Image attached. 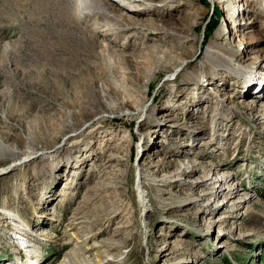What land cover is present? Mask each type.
Wrapping results in <instances>:
<instances>
[{
	"label": "rangeland",
	"instance_id": "rangeland-1",
	"mask_svg": "<svg viewBox=\"0 0 264 264\" xmlns=\"http://www.w3.org/2000/svg\"><path fill=\"white\" fill-rule=\"evenodd\" d=\"M129 1L0 0V264H264V0Z\"/></svg>",
	"mask_w": 264,
	"mask_h": 264
},
{
	"label": "bare ground",
	"instance_id": "bare-ground-1",
	"mask_svg": "<svg viewBox=\"0 0 264 264\" xmlns=\"http://www.w3.org/2000/svg\"><path fill=\"white\" fill-rule=\"evenodd\" d=\"M122 1H125V2H127V1H129V0H122ZM135 0H131V1H129L128 3H130V2H134ZM224 1H226V0H218V2H224ZM70 2V1H69ZM74 2H75V4L73 5V9H78V8H83V7H90L91 8V12L92 13H96L97 15H99V16H105V12H104V10H103V7L104 6H108V4L105 2V0H74ZM126 4V3H125ZM228 7H230V9L229 10H231L232 11V13H231V11L228 13V15H229V17L231 18V16L233 17V15H235L236 16V14H234L235 12L237 13L238 12V10H234L235 8L232 6L231 7V5H228ZM109 8H110V11H109V25L110 26H116L117 27V29H119V30H123L125 33H126V31L127 30H130L131 29V25H135V28H139L140 26H142V28H146V29H148V30H153V31H155L156 33H163V31H165L164 30V28H163V26L162 25H157V24H155V19H153V18H149V19H147L146 21H144V22H141V21H139V20H137V19H132V18H130L129 16H126V15H124L123 13H120V12H118V11H116V10H114L111 6H109ZM232 8V9H231ZM88 10V9H87ZM238 14V13H237ZM160 19H157L156 21H159ZM225 20H228V18L226 17L225 18ZM161 22H162V24L164 25V26H167V21L166 20H163V19H161ZM206 25V24H205ZM204 28H205V26L203 27V31H204ZM165 29H166V27H165ZM123 32V33H124ZM237 32V31H236ZM220 49H222L221 47H220ZM220 49L218 48V47H216V51L217 52H214L213 54L214 55H216V56H218V55H222L221 54V52H219L220 51ZM156 49H154V48H151L150 50H148V51H150V52H153V51H155ZM147 51V52H148ZM213 56V55H212ZM229 61H232V60H230L229 59ZM210 63V61H208V64ZM235 66V68L237 69V68H239V66L237 65H234ZM207 67H205V69H206ZM203 70V68L200 70V71H202ZM199 73V72H198ZM197 73V74H198ZM208 73V72H207ZM255 73L256 72H254V71H242V73L240 74V76L244 79V82H245V85L247 86V87H249V85H251L252 87H254V86H258V84H262L263 85V90H264V77H261L260 75V77L258 76V75H255ZM258 73V72H257ZM211 74V73H210ZM0 96H1V94H0ZM2 98V97H1ZM6 117H7V115L5 116V114H2V117L1 118H3V119H6ZM29 141H31V139L29 140ZM15 164H17V163H15ZM6 171V168H0V173H3V172H5ZM140 179H141V176H140ZM211 180V179H210ZM222 180V179H221ZM207 181V180H206ZM140 183L142 184V185H145V183L144 182H141V180H140ZM140 204H141V208L142 209H144V208H146V204H145V201L144 200H142L141 202H140ZM4 218L5 219H10V218H13V216H11L10 214H8V215H4ZM15 240H17V238L15 237L14 238ZM23 239H26V238H24L23 237ZM22 240V239H21ZM25 242H28V241H26L25 240ZM23 249H24V251L22 252V254L24 255V256H26L27 257V259H29L30 260V262H33L34 260H33V256H30V251H29V249H30V245H25V246H23L22 247ZM32 255V254H31Z\"/></svg>",
	"mask_w": 264,
	"mask_h": 264
},
{
	"label": "trees",
	"instance_id": "trees-1",
	"mask_svg": "<svg viewBox=\"0 0 264 264\" xmlns=\"http://www.w3.org/2000/svg\"><path fill=\"white\" fill-rule=\"evenodd\" d=\"M215 16H219L218 12L215 13ZM214 16V17H215ZM215 17V19L213 20L212 19V16L210 17V21L206 23L205 25V28H204V37H208V35L211 33V32H214V30L216 29L217 27V18ZM212 21V22H211ZM227 261V260H226ZM229 264V262H228Z\"/></svg>",
	"mask_w": 264,
	"mask_h": 264
}]
</instances>
